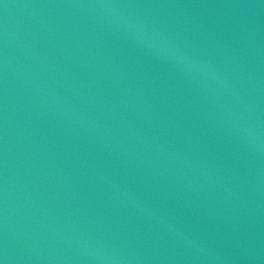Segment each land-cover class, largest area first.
Here are the masks:
<instances>
[{
  "label": "water",
  "instance_id": "95a60500",
  "mask_svg": "<svg viewBox=\"0 0 264 264\" xmlns=\"http://www.w3.org/2000/svg\"><path fill=\"white\" fill-rule=\"evenodd\" d=\"M193 0H0V264H96Z\"/></svg>",
  "mask_w": 264,
  "mask_h": 264
}]
</instances>
